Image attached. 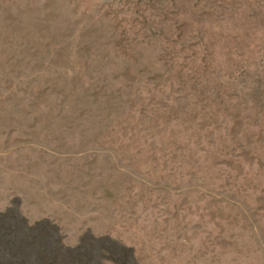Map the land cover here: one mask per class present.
I'll list each match as a JSON object with an SVG mask.
<instances>
[{
    "label": "rangeland",
    "instance_id": "1",
    "mask_svg": "<svg viewBox=\"0 0 264 264\" xmlns=\"http://www.w3.org/2000/svg\"><path fill=\"white\" fill-rule=\"evenodd\" d=\"M0 264H264V0H0Z\"/></svg>",
    "mask_w": 264,
    "mask_h": 264
}]
</instances>
